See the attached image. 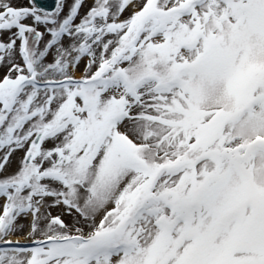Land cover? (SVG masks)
<instances>
[{
  "label": "snow or ice",
  "instance_id": "snow-or-ice-1",
  "mask_svg": "<svg viewBox=\"0 0 264 264\" xmlns=\"http://www.w3.org/2000/svg\"><path fill=\"white\" fill-rule=\"evenodd\" d=\"M84 3L0 0V264H264V0Z\"/></svg>",
  "mask_w": 264,
  "mask_h": 264
},
{
  "label": "rangeland",
  "instance_id": "rangeland-1",
  "mask_svg": "<svg viewBox=\"0 0 264 264\" xmlns=\"http://www.w3.org/2000/svg\"><path fill=\"white\" fill-rule=\"evenodd\" d=\"M26 2V0H25ZM91 4V0H85V3L81 9V16H83L88 10H89V5ZM65 11H67V9H65ZM125 16L128 15V13L124 14ZM79 21H77L78 23ZM41 30H43V28L41 27ZM6 39V36H5ZM19 43V42H18ZM49 60H51V56H49L48 58ZM17 60L19 61V56H17ZM83 68V63L81 64V69ZM6 71V69H0V77H2L4 75V72ZM78 76L80 75V72L76 73ZM23 155L22 152H16L13 154L12 157V165L11 167L8 169L9 172L13 171L16 167L17 161L20 159V157ZM52 214L56 215L58 214L60 211H62V209H58V208H53L51 209ZM31 219V217H28L27 219L21 218V223L27 225L29 220ZM70 219V218H69ZM29 231V229L27 227L24 228V230L22 232H18L16 233L14 236L10 237L11 239H16L19 240L22 244L23 243H29L30 239L27 237V232Z\"/></svg>",
  "mask_w": 264,
  "mask_h": 264
},
{
  "label": "water",
  "instance_id": "water-1",
  "mask_svg": "<svg viewBox=\"0 0 264 264\" xmlns=\"http://www.w3.org/2000/svg\"><path fill=\"white\" fill-rule=\"evenodd\" d=\"M41 7L46 9H54L56 0H38Z\"/></svg>",
  "mask_w": 264,
  "mask_h": 264
},
{
  "label": "bare ground",
  "instance_id": "bare-ground-1",
  "mask_svg": "<svg viewBox=\"0 0 264 264\" xmlns=\"http://www.w3.org/2000/svg\"><path fill=\"white\" fill-rule=\"evenodd\" d=\"M14 240H17V238H16V239H14Z\"/></svg>",
  "mask_w": 264,
  "mask_h": 264
}]
</instances>
